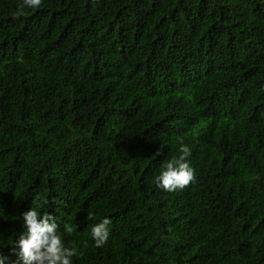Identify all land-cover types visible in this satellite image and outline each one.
Here are the masks:
<instances>
[{"label":"trees","instance_id":"1","mask_svg":"<svg viewBox=\"0 0 264 264\" xmlns=\"http://www.w3.org/2000/svg\"><path fill=\"white\" fill-rule=\"evenodd\" d=\"M22 3L0 0L3 264L37 204L72 264H264V0ZM181 143L196 182L157 188Z\"/></svg>","mask_w":264,"mask_h":264},{"label":"clouds","instance_id":"2","mask_svg":"<svg viewBox=\"0 0 264 264\" xmlns=\"http://www.w3.org/2000/svg\"><path fill=\"white\" fill-rule=\"evenodd\" d=\"M43 0H23L14 13L19 17L24 15V7L38 9L42 6ZM180 155L168 160L163 170L155 177V186L167 192L183 191L190 184L196 182V174L190 161L191 148L181 143ZM48 203V201H44ZM37 204L22 213L24 231L18 234L13 242L18 260L22 264H72V257L82 255L78 253L75 246L69 248L64 245L56 217L51 213L39 212ZM94 217L90 213L88 219ZM112 221L104 218L91 228V237L96 248L103 247L109 240L110 225ZM76 225H64L66 233H74ZM5 258L0 255V264Z\"/></svg>","mask_w":264,"mask_h":264}]
</instances>
